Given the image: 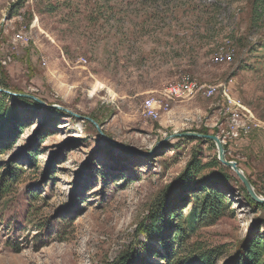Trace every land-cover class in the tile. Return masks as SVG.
<instances>
[{
    "label": "rangeland",
    "instance_id": "obj_1",
    "mask_svg": "<svg viewBox=\"0 0 264 264\" xmlns=\"http://www.w3.org/2000/svg\"><path fill=\"white\" fill-rule=\"evenodd\" d=\"M254 2L0 0V88L93 118L116 143L90 121L0 91L18 113L0 130V264H166L155 227L168 221L169 237L177 211L181 221L190 211L180 182L193 154L218 158L202 138L160 143L175 133L217 135L264 197V16L255 20ZM188 79L197 93L144 117L145 99H167ZM226 193L230 210L190 241L216 251L215 264L248 237L264 241V210L238 186Z\"/></svg>",
    "mask_w": 264,
    "mask_h": 264
},
{
    "label": "trees",
    "instance_id": "obj_2",
    "mask_svg": "<svg viewBox=\"0 0 264 264\" xmlns=\"http://www.w3.org/2000/svg\"><path fill=\"white\" fill-rule=\"evenodd\" d=\"M26 1L28 0H18V4L21 6ZM254 15L255 20L257 16H264V0H255ZM7 96L9 95L3 93L0 98V130L7 123L17 120V108L7 105L5 102ZM17 99L37 110L41 106L38 102L30 99ZM8 136V134L0 131V138H7ZM185 139L190 141L192 138L187 137ZM206 142L214 144L212 140H206ZM193 155L186 173L182 179L180 178V187L185 194L180 201L191 204L190 211L182 221L181 211H177L176 214H179L177 215L178 223L170 230L172 235L170 234L169 237H164L161 234L164 229L169 228L168 221L160 219V227H155L154 230L156 238L166 246L167 255H164L166 264H215L213 257L216 256V251L207 250L199 242L190 243V241L200 227L213 224L230 210L231 202L226 193V188L238 186L251 204L264 210V204L253 201L237 174L222 164L217 157L208 163H203L197 158L196 153ZM251 182L254 185L252 180ZM174 208L175 205H172V209ZM159 217H153V220L156 222ZM145 231L148 232L147 229ZM184 252L185 255H182ZM128 262L129 257L125 255L121 257L118 264H128ZM137 264L160 263L147 262L143 259ZM225 264H264V241L260 237L244 239Z\"/></svg>",
    "mask_w": 264,
    "mask_h": 264
},
{
    "label": "water",
    "instance_id": "obj_3",
    "mask_svg": "<svg viewBox=\"0 0 264 264\" xmlns=\"http://www.w3.org/2000/svg\"><path fill=\"white\" fill-rule=\"evenodd\" d=\"M0 91L1 92H5V93H8V94H11V95H19V96H23V97H30L32 99H34L35 101H37L38 103H40L41 105H44V106H50L52 108H57V109H60V110H63L73 116H76L80 119H85L87 121H90L91 123H93L99 133L106 137L107 139H109L111 141V143L113 144H116L115 141H113L102 129V126L93 118H90V117H85V116H82L78 113H75L74 111L68 109V108H65V107H62V106H59V105H55V104H48L46 101L36 97V96H33V95H24V94H16L10 90H7V89H3V88H0ZM181 137H196V138H202V139H205V140H212L216 146H217V149H218V159L220 162H222L224 165H226L227 167H229L230 169H232L236 174L237 176L239 177V179L242 181L243 185L245 186L248 194L250 195L251 199L253 201H255L256 203L258 204H264V197L260 196L259 193L256 191L253 183L251 182V180L247 177V175L244 173V171L239 167L237 161H233V160H228L227 157H226V150H225V146H224V143L222 141V139H220L217 135H210V134H202V133H193V132H186V133H175L167 138H165L164 140L160 141V143H164V142H167L168 140L170 139H176V138H181ZM117 145H119V147H126L122 144H119L117 143Z\"/></svg>",
    "mask_w": 264,
    "mask_h": 264
},
{
    "label": "built area",
    "instance_id": "obj_4",
    "mask_svg": "<svg viewBox=\"0 0 264 264\" xmlns=\"http://www.w3.org/2000/svg\"><path fill=\"white\" fill-rule=\"evenodd\" d=\"M191 79L185 80V87L181 89H170L167 92V99L150 98L143 101L142 112L146 119L152 117L155 113L162 111V104L173 101L175 96L180 93H186L190 91ZM210 93V92H209ZM236 116H240V111H236Z\"/></svg>",
    "mask_w": 264,
    "mask_h": 264
},
{
    "label": "bare ground",
    "instance_id": "obj_5",
    "mask_svg": "<svg viewBox=\"0 0 264 264\" xmlns=\"http://www.w3.org/2000/svg\"><path fill=\"white\" fill-rule=\"evenodd\" d=\"M8 61V60H7ZM185 87V83L181 84L178 86V89H181V88H184ZM199 91L198 87H197V84L195 83V81H190V91L189 92H186V93H180L178 96H175V97H180V96H184V97H189L191 95H194L195 93H197ZM210 92V93H209ZM216 92V89L214 87H211V88H207V89H204L203 90V93L204 95H208V96H211L213 95L214 93ZM193 97V96H192ZM152 98V97H151ZM149 99V98H148ZM167 104L169 105V103L167 102ZM244 112V111H243ZM245 113V112H244ZM246 115V114H245ZM161 117V111L160 112H157L155 113L152 117V119H158ZM245 117V116H244ZM247 117V116H246ZM234 120V119H233ZM246 122V121H245ZM238 124V123H237ZM248 124V122H247ZM250 125V124H249ZM247 135V134H246Z\"/></svg>",
    "mask_w": 264,
    "mask_h": 264
}]
</instances>
